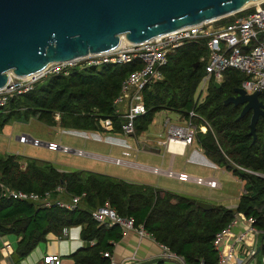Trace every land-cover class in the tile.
<instances>
[{"label": "trees", "instance_id": "16d2710c", "mask_svg": "<svg viewBox=\"0 0 264 264\" xmlns=\"http://www.w3.org/2000/svg\"><path fill=\"white\" fill-rule=\"evenodd\" d=\"M247 8L218 22L228 24L235 16L251 13ZM207 50L202 42L186 43L168 55L161 67L163 78L145 86L141 93L145 112L134 119L135 134L149 128L154 115L161 110H174L187 117L194 109L211 125L212 131L197 133L196 139L219 168L240 178L246 193H241L236 208L212 204L210 209L196 205V199L146 184H134L92 171H60L51 163L17 154L0 153V183L10 189L33 192L42 196L49 192L52 199L69 202L78 196L77 205L68 209L31 200L2 195L0 187V236L13 234L15 249L7 264H20L49 233L63 237L62 228L79 226L82 246L68 255L69 264H110L104 257L112 252L114 242L122 236L116 224L98 223L91 210L106 203L120 216L131 217L133 225H141L153 239L167 246L186 264H217L213 244L215 234L223 230L236 214L255 218L256 228L264 230V179L252 172L264 173V118L256 121L255 138L249 135L251 113L238 118L241 105L224 104L234 95L245 79L238 69H227L220 86L208 85L203 102L195 103V89L205 70ZM141 66L138 59L131 63L73 68L66 76L46 77L26 93L13 97L0 108V130L10 120L37 118L43 124L65 129L103 131L99 119L109 118L111 133L120 134V118L112 106L122 80ZM259 99L264 106V94ZM59 114V119L55 114ZM105 130V129H104ZM21 160H24L21 163ZM61 185L63 191H55ZM68 199V200H67ZM258 254L264 258V238ZM158 259L156 264H164Z\"/></svg>", "mask_w": 264, "mask_h": 264}, {"label": "built area", "instance_id": "2783aa9c", "mask_svg": "<svg viewBox=\"0 0 264 264\" xmlns=\"http://www.w3.org/2000/svg\"><path fill=\"white\" fill-rule=\"evenodd\" d=\"M253 7L251 13L235 16V19L228 23L222 24L218 19L201 21L194 25H187L179 29L169 31L164 35H160L151 40L140 43H127L122 41L117 48L96 54H87L84 57L71 59L68 61H54L43 69L35 72L30 76L15 77L9 73L7 85L0 89V108L5 106L9 100L19 94L31 91L35 85L51 74L66 76L73 68H85L87 66H101L103 63L123 64L131 63L135 59L140 60L141 66L130 72L122 80L120 84L119 94L114 98L112 106L117 116L121 119L119 127L121 133L126 136L135 135L134 119L137 115L145 112L143 104L142 89L152 84V82L163 78L161 67L168 62V55L177 48L184 46L186 43H204L207 54L206 58L202 56L201 60H206L205 70L199 81L194 94L195 103L203 102L207 94L208 85L213 82L220 83L224 78V71L227 69H238L244 73L245 79L241 82L240 87L246 93H253L255 90L264 89V0L252 2L247 8ZM246 8V9H247ZM234 15V14H233ZM227 17V16H225ZM55 118L59 119V114H55ZM100 127L110 130L112 127L109 118L99 119ZM165 128L166 138L163 141L157 140L156 144L165 146L166 151L173 155H183L185 149L194 142L197 133H203L210 130L211 125L205 118L200 116L194 109L188 112L187 117H178L176 122H172L168 117L165 118L163 125ZM20 143L28 142L33 146L39 144L45 145L48 150L60 149L63 152H69L70 148L61 146L56 142H40L33 139L27 134H20L17 137ZM179 143L181 150H172V143ZM131 145H125L121 151L122 156H129ZM76 150L78 155L84 154L81 150ZM116 165H134V163L123 158H106ZM23 165H25L24 162ZM145 167V166H142ZM153 174L163 173L166 176L175 177L179 181L189 182L210 188H219L220 183L214 176L200 177L192 176L184 172H175L172 168L161 170L158 167H145ZM238 169L257 174L264 179V173L252 172L241 166ZM3 190L2 195L13 197L19 200H31L41 202L43 205L50 206L57 204L68 209L74 208L79 200L78 196H72L71 201L64 202L59 198L52 199L49 192H45L42 196L33 193L10 189L0 183ZM55 191L61 193L63 187L56 186ZM241 193H246L242 188ZM91 215L98 223L113 225L116 224L123 231L135 229L139 236L147 234L144 228L139 225H133L131 217L120 216L106 203L104 206L91 210ZM241 215L245 228L240 233L233 236L231 242L226 249H222L223 238L231 232L236 222V216ZM228 225L220 232L215 234L213 239L214 247L217 251V264H264V258L258 254L257 247L264 235V230L259 229L253 224L255 218L245 216L244 214H236ZM63 235L67 234V229L62 228ZM248 237L252 238V242H248ZM162 251L160 253L161 260L177 262L178 264H186L181 256L173 253L169 248L161 243ZM104 257H109L111 261V253L106 251ZM259 256V257H258ZM261 257V259H260ZM135 257L126 258L120 264H129L135 261ZM112 263V261H111ZM40 264H68L60 254H45L40 259ZM202 264V263H200Z\"/></svg>", "mask_w": 264, "mask_h": 264}, {"label": "water", "instance_id": "95a60500", "mask_svg": "<svg viewBox=\"0 0 264 264\" xmlns=\"http://www.w3.org/2000/svg\"><path fill=\"white\" fill-rule=\"evenodd\" d=\"M257 1L261 0H0V89L7 85L9 73L30 76L54 61L110 51L122 39L132 44L148 41L233 15ZM234 93L223 103L241 105L238 118L251 113L249 135L254 140L256 121L264 118L259 99L264 89L249 94L236 87ZM196 205L212 207L202 201ZM261 248L262 242L257 251Z\"/></svg>", "mask_w": 264, "mask_h": 264}, {"label": "rangeland", "instance_id": "374dc122", "mask_svg": "<svg viewBox=\"0 0 264 264\" xmlns=\"http://www.w3.org/2000/svg\"><path fill=\"white\" fill-rule=\"evenodd\" d=\"M178 113L174 110H161L158 111L153 118L149 128L134 136H126L122 133L114 134L107 131H89L90 133H97L102 139H96L89 135H77L73 133V130L63 129L58 126H47L38 121L37 118H30L28 121L23 119H13L5 124L0 130V153L3 154H17L25 157L39 159L46 161L55 166L58 170L68 172L71 170L81 169L84 171L94 170L99 173L108 171L118 176H134L138 175L146 179H155L158 177L163 184L181 189L186 193H191L197 197V201L208 202L210 204H234L236 203V197L242 192L243 182L239 178H235L233 174H230L225 169H215L212 164H197L195 162H187L188 153L186 155H173V165L171 166L173 171L179 168L184 169L187 173L201 175L205 178L215 176L218 182L221 183V189H214L207 186L197 185L192 182H180L175 177L166 176L163 173L153 174L149 170L136 169L127 167L124 165H115L111 161L102 160L91 155H78L74 152H63L60 149L48 150L45 145L39 144L33 146L32 144L25 142L19 143L17 137L20 134H27L33 139H37L40 142L46 143L54 141L61 146H66L72 149H79L85 153H93L100 156H107L112 158H123L135 164H140L147 167H158L161 170H167L171 162V156L166 152L165 146H159L156 144L157 140L163 141L166 138L165 128L163 122L166 117L175 122ZM82 133V132H81ZM117 138L124 140L125 144L115 145L108 141L107 138ZM194 141L198 143L196 136ZM193 143L195 145L196 143ZM125 145H131L129 149V156H122L121 151ZM150 145L159 150L158 153L148 152L145 150V146ZM198 149V148H197ZM24 160H21L23 162ZM60 170V171H61ZM207 195L205 197L202 194ZM68 200V199H67ZM7 250L3 245H0V250ZM1 252V251H0Z\"/></svg>", "mask_w": 264, "mask_h": 264}, {"label": "crops", "instance_id": "0c3cea01", "mask_svg": "<svg viewBox=\"0 0 264 264\" xmlns=\"http://www.w3.org/2000/svg\"><path fill=\"white\" fill-rule=\"evenodd\" d=\"M177 116L179 117L180 115L178 114ZM178 117H177L176 121L178 120ZM63 129H65V128H63ZM71 130H73V133L77 134V135L82 134V135H86V137H87V135H89V137L92 136L93 138H96L99 140L102 139V137L99 136L97 133H94V132L90 133L89 131H91V130L83 131V130L70 129V132H71ZM104 131L110 132L109 130H104ZM105 141H108L109 143L115 144V145L125 144L124 140L117 139V138H111V137L105 139ZM49 142H52V141H49ZM193 143L188 145V147L185 149L184 154H183V155H186V153H188L187 162L188 161L189 162H195V163L201 164V165L212 164V167H214L215 169H220L209 158L204 156L203 150L200 147L199 143L195 142L196 143L195 145H193ZM77 150H79V149H77ZM145 150L148 152H152V153H154V152L158 153L159 152V150L157 148L151 147L150 145H146ZM83 153H84L83 155H86L85 152H83ZM87 154L94 156L96 158H100L102 160H107L106 158H109L107 156L103 157V156L96 155V154L89 153V152H87ZM168 154H170V153H168ZM170 156H171V158H170L171 162L169 164V168H171V166L173 165V160H174L172 157V154H170ZM124 166H126V165H124ZM127 167L148 170L145 167H142V165H140V164L137 165L135 163H134V165H127ZM59 170H61V169H59ZM76 170H81V169H76ZM88 171H91V170L88 169ZM92 172L99 173V172L94 171V170H92ZM175 172L187 173L184 169H181V168H179ZM99 174H102V175L106 174V175H109V176H112V177H115L118 179L122 178L129 183L146 184V185L152 186L154 188L158 187V188H161L163 190H167V191H171V192L174 191V192L183 194V195L188 196V197L189 196L193 197L196 200H198L197 197L195 195L191 194L190 192L186 193V192L182 191L181 189H176L173 186L169 187V186L163 184V182L160 181L158 179V177L155 179H146V178L139 176V174L134 175V176L131 175V176H125V177L121 176L120 177V176L112 174L108 171H104L103 173H99ZM187 174L192 175V176H200L201 177V175H197V174H193V173L192 174L187 173ZM234 177L238 178L236 176H234ZM180 182H182V181H180ZM189 182H192V181H189ZM221 187H222V185H220L219 188H214V189H221ZM242 188H243V185H242ZM240 194L236 197V203H234V204H223V205L227 208H236V204L238 202ZM202 196L207 198L206 197L207 195H205L204 193L202 194ZM69 201H71V197L69 198ZM235 221L236 222L234 223V225L231 229V232L228 235H225L223 240H222L223 241V243H222V249L223 250L226 249L227 245L231 242V239L233 238V236L240 233V231L245 228L244 220H243L241 215H237ZM66 229H67V234L63 237H60V238L57 235L55 236L54 234L49 233L44 241L39 242V244L36 246V248L32 252H30V254H28L25 258H23V260L21 261L20 264H40V259L43 255H45V254H56V253L60 254L63 257V259L66 262H68V264L72 263L70 260H68L67 257H68V255L72 254L73 251L80 248L83 244L81 237H80L81 228L79 226H72V227L66 228ZM251 240H252V238L248 237L247 241L252 242ZM113 244H114V247H113L112 252H111L112 263H110V264H120L121 262H123L124 259L129 258L131 256H134L136 260L131 261L129 264H156L157 260L160 258V253L162 251L161 243L156 242L153 239V237L151 235H149L148 233L145 235L139 236V234L137 233V231L135 229H129V230L123 231L121 238L118 241L114 242ZM259 244H260V241H259ZM0 245H3L5 247V249L7 250L6 252L4 251V249L0 250L1 251L0 252V264H7L10 260L11 252L15 249V245H16L15 235L8 234L5 236H0ZM260 259H261V257H260ZM163 262H164V264H178L175 261L174 262L163 261Z\"/></svg>", "mask_w": 264, "mask_h": 264}, {"label": "bare ground", "instance_id": "6f19581e", "mask_svg": "<svg viewBox=\"0 0 264 264\" xmlns=\"http://www.w3.org/2000/svg\"><path fill=\"white\" fill-rule=\"evenodd\" d=\"M250 5V4H249ZM122 41H124V39H122ZM121 41V42H122ZM11 74V73H10ZM171 149L172 150H174V151H176V150H181V147H179V143L177 142V143H172L171 144Z\"/></svg>", "mask_w": 264, "mask_h": 264}]
</instances>
